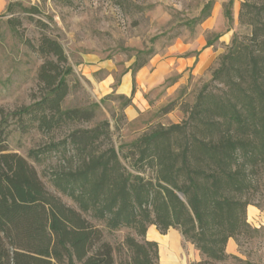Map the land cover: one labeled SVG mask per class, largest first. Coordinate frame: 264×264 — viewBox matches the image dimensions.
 Segmentation results:
<instances>
[{
	"label": "trees",
	"instance_id": "trees-1",
	"mask_svg": "<svg viewBox=\"0 0 264 264\" xmlns=\"http://www.w3.org/2000/svg\"><path fill=\"white\" fill-rule=\"evenodd\" d=\"M212 6L210 0L200 21ZM18 11L32 15L40 10L11 1L6 13ZM239 17L251 35H235L221 56L213 72L219 89L205 85L183 123L143 134L131 143L130 153L112 142L100 145L103 138L111 139L108 121L72 128L55 140L57 130L94 115L63 108L73 74L63 45L47 34L37 44L26 40L46 60L38 72L40 95L0 118V264H160L159 244L147 237L151 225L162 234L174 228L193 243L202 259L191 264L236 257L227 253V243L258 231L248 221V207L260 206L253 194L264 196V3L245 0ZM212 44L208 39L206 46ZM147 63L138 57L133 75ZM135 85L134 79L132 96ZM12 125L49 137L29 151L30 158L66 155L69 145L76 151L75 166L52 172L54 190L25 156L9 151ZM129 158L135 173L123 162ZM121 230L128 232L118 239L115 233Z\"/></svg>",
	"mask_w": 264,
	"mask_h": 264
},
{
	"label": "rangeland",
	"instance_id": "rangeland-1",
	"mask_svg": "<svg viewBox=\"0 0 264 264\" xmlns=\"http://www.w3.org/2000/svg\"><path fill=\"white\" fill-rule=\"evenodd\" d=\"M68 1L71 3L68 4ZM209 1L22 0L26 6L38 5L40 11L32 15L20 11L14 14L6 11L0 13V118L2 113L28 105L40 95L38 72L46 57L33 51L26 40L37 44L42 35L47 34L63 45L73 68V74L68 76L71 90L63 108H82L94 115L91 121L82 119L57 130L55 140L67 137L72 128L87 129L108 121L111 139L103 138L100 145L107 147L112 142L117 150L123 148V151L130 153L131 143L143 134L160 125L183 123L205 85L217 91L220 84L213 81V72L219 66L221 56L228 51L235 35L239 38L251 35V27L242 24L239 17L245 0H213L210 15L200 21L202 10ZM250 2L260 5L264 0ZM220 3L219 12H216V6ZM11 20L15 22L11 23ZM38 20L49 27L41 28ZM208 39L213 41L208 46L212 55L209 64L200 73L191 68L185 77L173 73L149 90L140 92L136 84L133 96L120 94V78L133 67L138 57L149 61L153 56H165L178 42L192 44L207 42ZM193 53L196 57L200 54L198 51ZM190 54L192 52L184 55ZM98 66L104 67L90 71L91 67ZM110 76H113L114 83L104 89L105 81ZM129 98L131 104L135 100L138 105L139 114L134 120H130L126 113L131 105H126ZM11 128L9 151L25 156L50 190H54L50 181L53 171L78 163L79 156L73 155L76 151L72 145H69L66 155L51 152L40 160L30 158L29 151L45 145L49 137L37 130L22 133L13 125ZM123 162L136 172L130 158ZM151 174L150 170L146 172L148 178ZM61 196L68 204L75 206L69 197ZM252 197L254 204L260 206L250 205L248 221L258 231L250 237L234 239L238 247L236 252L229 254L236 257L214 264H244L245 261L264 264L263 192L255 193ZM127 232L121 230L115 235L122 239ZM168 234L173 237L175 246L170 248L176 254L165 242ZM147 237L159 244L160 264H191L202 259L195 245L174 228L162 234L155 225H151Z\"/></svg>",
	"mask_w": 264,
	"mask_h": 264
},
{
	"label": "crops",
	"instance_id": "crops-1",
	"mask_svg": "<svg viewBox=\"0 0 264 264\" xmlns=\"http://www.w3.org/2000/svg\"><path fill=\"white\" fill-rule=\"evenodd\" d=\"M15 0H0V13L5 12L8 4ZM22 1V0H20ZM35 2L36 0H30ZM221 3L216 6V12H219ZM207 42L198 41L197 43L188 44L178 42L174 44L165 56L158 55L150 58L148 63L142 67L135 75L132 69H128L120 78L118 90L120 94L129 96L132 94L133 84H137L140 92L149 90L160 85L165 79L173 73L186 76V72L191 68L199 73L209 64L212 50L207 47ZM198 51L200 54L196 57L193 53ZM186 52H192L190 55H184ZM104 66L91 67L90 71L95 72ZM114 83L113 76H110L104 84L105 88H110ZM140 99V98H139ZM141 100V99H140ZM134 104L127 107L126 113L130 120H134L138 116V105L134 100ZM250 213V206L248 207ZM156 227V226H155ZM237 243L233 238H230L227 243V252L234 253L237 250Z\"/></svg>",
	"mask_w": 264,
	"mask_h": 264
},
{
	"label": "bare ground",
	"instance_id": "bare-ground-1",
	"mask_svg": "<svg viewBox=\"0 0 264 264\" xmlns=\"http://www.w3.org/2000/svg\"><path fill=\"white\" fill-rule=\"evenodd\" d=\"M165 242L167 243V245L169 246V248H170V246H175V245H173V237H172V235L171 234H168L167 236H166V238H165ZM170 250L172 251V252H174L175 253V251H173L171 248H170ZM176 254V253H175ZM170 263V262H169Z\"/></svg>",
	"mask_w": 264,
	"mask_h": 264
}]
</instances>
